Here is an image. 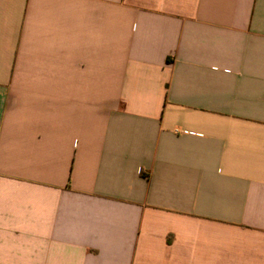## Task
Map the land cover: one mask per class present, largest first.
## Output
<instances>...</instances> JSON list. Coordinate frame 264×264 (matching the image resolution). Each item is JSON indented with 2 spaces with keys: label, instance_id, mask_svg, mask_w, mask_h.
<instances>
[{
  "label": "crops",
  "instance_id": "0c3cea01",
  "mask_svg": "<svg viewBox=\"0 0 264 264\" xmlns=\"http://www.w3.org/2000/svg\"><path fill=\"white\" fill-rule=\"evenodd\" d=\"M0 264H264V0H0Z\"/></svg>",
  "mask_w": 264,
  "mask_h": 264
}]
</instances>
